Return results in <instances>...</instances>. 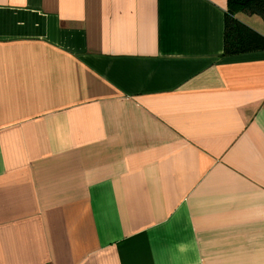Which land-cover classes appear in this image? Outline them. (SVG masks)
Returning a JSON list of instances; mask_svg holds the SVG:
<instances>
[{"label":"crops","instance_id":"0c3cea01","mask_svg":"<svg viewBox=\"0 0 264 264\" xmlns=\"http://www.w3.org/2000/svg\"><path fill=\"white\" fill-rule=\"evenodd\" d=\"M227 2L0 0V264H264V50L224 55Z\"/></svg>","mask_w":264,"mask_h":264},{"label":"trees","instance_id":"16d2710c","mask_svg":"<svg viewBox=\"0 0 264 264\" xmlns=\"http://www.w3.org/2000/svg\"><path fill=\"white\" fill-rule=\"evenodd\" d=\"M254 14L264 19V0H228L224 55L264 50V35L241 18L242 15Z\"/></svg>","mask_w":264,"mask_h":264},{"label":"rangeland","instance_id":"374dc122","mask_svg":"<svg viewBox=\"0 0 264 264\" xmlns=\"http://www.w3.org/2000/svg\"><path fill=\"white\" fill-rule=\"evenodd\" d=\"M247 16V20L244 22L264 35V19L256 14Z\"/></svg>","mask_w":264,"mask_h":264}]
</instances>
